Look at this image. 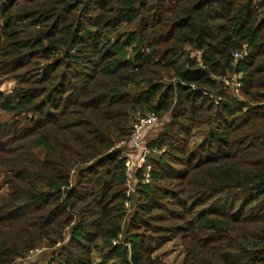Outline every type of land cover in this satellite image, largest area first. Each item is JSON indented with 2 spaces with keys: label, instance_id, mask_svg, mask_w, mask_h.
<instances>
[{
  "label": "trees",
  "instance_id": "obj_1",
  "mask_svg": "<svg viewBox=\"0 0 264 264\" xmlns=\"http://www.w3.org/2000/svg\"><path fill=\"white\" fill-rule=\"evenodd\" d=\"M6 78L0 264H167L176 237L181 264H264V0H0ZM147 113L164 151L129 218L118 145Z\"/></svg>",
  "mask_w": 264,
  "mask_h": 264
},
{
  "label": "rangeland",
  "instance_id": "obj_2",
  "mask_svg": "<svg viewBox=\"0 0 264 264\" xmlns=\"http://www.w3.org/2000/svg\"><path fill=\"white\" fill-rule=\"evenodd\" d=\"M240 84L239 88L242 87L241 80L237 82V84ZM16 83L14 79L12 78H6L3 80H0V90L4 92H10L14 89ZM232 92L239 94V91L237 92L234 90L233 87H231ZM148 114V113H147ZM146 115V114H145ZM141 117V116H140ZM159 121L153 125H148L145 127L144 131L139 134L132 142L128 143H119V147L122 148V152L124 156L127 158V162H137L143 158V153L146 154V162L148 165L151 164L149 160L151 158H157L158 156H155L157 154L162 153L164 150H159L155 147H151L149 143L159 137L160 133L165 130L164 126L165 123L169 121V115H166L163 119L159 118ZM13 121L12 114H6L4 112H0V122H6L11 123ZM210 128L208 127H202L201 129H197L192 133V142L191 145L194 143H200L204 137L209 133ZM40 153H42V150L38 149ZM145 162V164H146ZM152 166V165H151ZM150 167V166H146ZM153 167V166H152ZM130 181L127 183V188H129L130 195L132 197L131 201H129V218L131 217L134 208L140 203L138 199V194L136 192V189L140 186L139 181L142 179L138 172H136L135 168H132L130 170ZM3 177L4 172L0 170V200L1 198L7 194L8 188L3 183ZM151 180V178H150ZM143 201V200H142ZM125 228L128 227L126 224H124ZM123 242V241H121ZM129 247L130 244L128 243ZM185 247L182 244V241L179 237H176L168 242H165L162 244V246L155 252V255H158L161 257L167 264H181L185 257ZM44 251V252H43ZM54 251V250H53ZM48 251L46 253V250L39 249L35 251V253L31 254L29 257L20 259L16 264H30L34 263L36 259H39V264H46V262L51 258V255L54 254V252ZM51 252V253H50ZM39 256V257H38ZM94 257V263L98 264L100 263L101 258L100 256L95 253L93 255Z\"/></svg>",
  "mask_w": 264,
  "mask_h": 264
},
{
  "label": "built area",
  "instance_id": "obj_3",
  "mask_svg": "<svg viewBox=\"0 0 264 264\" xmlns=\"http://www.w3.org/2000/svg\"><path fill=\"white\" fill-rule=\"evenodd\" d=\"M249 55V51L247 50L246 47H244V49L242 51H238L236 53H234V58L235 61L237 62L238 60H243L245 57H247ZM242 79V74H233V77L230 80H226V84L230 85V87H233L234 90H236L237 92L239 91V86L240 84L237 82H239V80ZM159 116L156 113H151V114H147L145 116H141L138 117L137 120L135 121V123L133 124V133L131 136V139L129 142H132L135 137H137L139 134H141L145 127H147L148 125H153L155 123H157L159 120ZM133 143V142H132ZM146 154L145 152L143 153V158H141V160L137 161V162H126L127 165V173L129 176V181H130V170L132 168L136 169V172H139L140 170H143V183H150L152 180V176H151V172L153 170L151 164L148 165V163L146 162ZM146 162V164H145ZM146 166H150V167H146ZM151 178V180H150ZM129 190H128V194H129ZM127 207H129V203H127Z\"/></svg>",
  "mask_w": 264,
  "mask_h": 264
}]
</instances>
